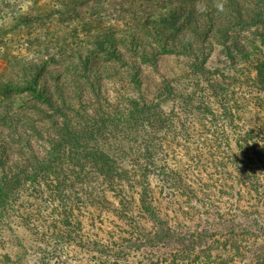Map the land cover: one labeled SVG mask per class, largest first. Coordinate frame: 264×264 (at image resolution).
<instances>
[{
	"label": "rangeland",
	"instance_id": "rangeland-1",
	"mask_svg": "<svg viewBox=\"0 0 264 264\" xmlns=\"http://www.w3.org/2000/svg\"><path fill=\"white\" fill-rule=\"evenodd\" d=\"M177 3L185 7L175 14L179 32H172L164 49L155 18ZM165 23L171 30L172 22ZM185 26L195 31L183 34ZM89 54L91 72L107 63L121 74L132 69L131 75H145L142 91L150 101L156 102L154 85L163 73L173 80L182 75L183 99L194 95L184 111L175 85L165 108L189 133L194 130L188 143L171 135L165 158L194 197L168 192L160 171L150 177L156 208L168 213L178 242L149 243L141 233L114 229L108 213L89 210L79 219V245L54 238L51 229L52 235L38 241L36 232L9 215L0 217V264H264V84L256 79L257 70L264 71V0H0V145L29 128L30 118L39 121L35 107H45L26 89L24 78L33 71L28 67L44 62V77L56 72L68 78L72 63L80 65V55ZM118 80L111 74L104 85L112 88ZM127 83L133 86L129 76ZM210 141L215 146L207 150ZM7 143L9 157L19 160ZM157 158L163 167V157ZM23 201L28 213L48 215L28 198ZM138 222L143 233L150 231L151 221ZM36 230L43 235L46 229ZM89 241L113 243L118 255L95 254L86 247Z\"/></svg>",
	"mask_w": 264,
	"mask_h": 264
},
{
	"label": "trees",
	"instance_id": "trees-1",
	"mask_svg": "<svg viewBox=\"0 0 264 264\" xmlns=\"http://www.w3.org/2000/svg\"><path fill=\"white\" fill-rule=\"evenodd\" d=\"M180 4L161 11L155 18L160 22L155 27L164 49L167 48L166 42H171L172 32H179L180 26H175V14L185 8ZM165 21L172 22L171 30L164 27ZM186 29L195 31L185 26L183 34ZM135 39L132 37L128 46H134ZM92 55H80V65L72 63L68 78H61L56 72L48 74L53 79L52 83L43 76L46 63L28 67L33 71L29 72V78H24L26 89L45 107L34 106L40 120L30 118L33 122L29 128H25L23 133H13L14 140L10 135L6 136L0 145V149L6 151L0 153V217L17 216L21 227L36 232L33 236L38 241L52 235L48 234L51 229L55 231L54 238L59 236L64 243L79 245V219L84 210H89L95 214L108 213L113 218L111 224L114 229L124 228L131 233H141V240L147 239L149 243L165 239L177 243L178 233L172 231L168 213L163 209V214L156 208L150 177H157L160 171L159 182L163 188L166 184L168 192L181 190L193 196L191 187L183 183V175L167 168L165 158L166 149L173 142L171 135L174 138L183 136L188 143L192 142L191 132L194 130L189 133L178 115L165 108L174 97L173 90L177 92L175 85L178 86L177 94L184 111L194 95L183 99L185 90L179 82L182 75L173 80L163 73L160 75L161 82L154 85L156 102L150 101L142 91V86L148 82L145 75L138 72L131 75L132 69L121 74L107 63L101 64L98 72H91L87 64ZM115 60L125 65L128 63L122 57ZM199 61V64H204L205 59ZM111 74L119 75V80L117 85L108 88L104 79ZM39 76L44 80L41 87L38 86ZM127 76L133 86L127 83ZM256 79L263 86L262 69L257 70ZM14 124L15 120H12V128L16 130L17 125ZM14 141L15 144L12 143ZM7 142H10L9 147L16 152L19 160L9 157ZM210 143L212 145L207 146V150L215 146L213 141ZM198 145L202 146L201 142ZM157 156L163 157L160 161L163 167L156 165L159 161ZM26 192L30 194L26 195ZM25 198L31 204L35 203L39 210L50 213L47 216L28 213L29 209H24L22 205ZM21 210H25L24 213ZM142 217L151 221L150 231L142 232L138 222L144 219ZM92 218L97 219L98 215ZM38 227L46 229L43 235H39ZM112 245L89 241L86 247L95 254L102 252L107 257L111 252L116 257L118 250ZM181 249L187 251L184 247Z\"/></svg>",
	"mask_w": 264,
	"mask_h": 264
}]
</instances>
